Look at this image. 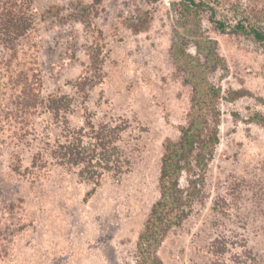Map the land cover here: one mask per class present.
Masks as SVG:
<instances>
[{"label":"rangeland","instance_id":"rangeland-1","mask_svg":"<svg viewBox=\"0 0 264 264\" xmlns=\"http://www.w3.org/2000/svg\"><path fill=\"white\" fill-rule=\"evenodd\" d=\"M181 1L0 0V264H134L159 197L164 143L178 140L191 105L170 55ZM194 1L228 68L209 76L223 95L219 143L203 202L158 256L163 264H264V130L251 120L264 117V42L233 31L237 22L264 28V0ZM6 15L29 29L6 41ZM231 91L241 97L228 101ZM49 97L67 98L69 110L54 117ZM87 118L124 130L121 172H104L84 200L93 185L49 151Z\"/></svg>","mask_w":264,"mask_h":264},{"label":"trees","instance_id":"trees-1","mask_svg":"<svg viewBox=\"0 0 264 264\" xmlns=\"http://www.w3.org/2000/svg\"><path fill=\"white\" fill-rule=\"evenodd\" d=\"M203 9L202 4L194 0H182L178 4L179 18L173 30L170 55L183 84L191 89V105L186 124L179 128L178 140L164 143L158 178L159 197L138 235L134 264H163L158 250L166 236L179 228L191 216L194 207L204 200L206 174L219 143L221 113L218 105L223 99L221 88L211 83L209 76L217 71L227 73L228 68L218 53L217 42L202 29ZM209 21L224 30L214 13L210 14ZM1 24L6 41L9 35L20 37L29 29V23L22 17L2 16ZM138 27L145 29L146 26L140 23ZM233 31L264 42V28L237 22ZM90 59L94 65L101 63L92 51ZM239 97L240 92L231 91L228 101ZM261 101L264 106V100ZM69 106L65 97L47 99V109L54 117H58L61 110H69ZM251 120L264 130L263 116L255 114ZM123 130L118 124L95 127L87 118L84 128L69 131L64 142H56L50 148L49 156L57 165L76 168L79 178L93 185L84 200L94 193L104 172H121V154L116 143ZM40 158H36L37 161ZM36 159L33 161L35 167ZM181 178H184V185H181Z\"/></svg>","mask_w":264,"mask_h":264}]
</instances>
